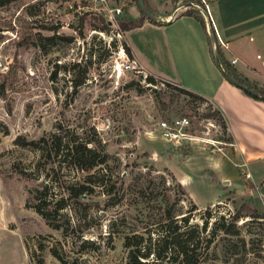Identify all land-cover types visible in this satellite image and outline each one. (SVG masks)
Here are the masks:
<instances>
[{
  "label": "rangeland",
  "instance_id": "374dc122",
  "mask_svg": "<svg viewBox=\"0 0 264 264\" xmlns=\"http://www.w3.org/2000/svg\"><path fill=\"white\" fill-rule=\"evenodd\" d=\"M189 1L173 0L172 7L181 3L184 10L195 8L204 18L197 6L186 5ZM193 1L204 6L202 0ZM133 2L137 4L136 0L0 3V56L5 64L0 68V264H36L40 256L46 264H64L53 253L54 245L93 264H126L125 234L144 231L160 217L162 196L169 194L170 203L178 188L171 175L178 179L176 172L182 171L196 202L206 203L223 192L219 201L210 203L214 236L206 259L198 264H264V202L253 184L246 181L236 190L203 165L213 148L223 153L229 142L217 117L206 115L212 107L173 81L159 76L150 81L145 77L148 71L124 65L120 49L126 29L118 19L132 17ZM174 14L175 9L159 18ZM104 21L109 28L100 26ZM208 30L211 49L214 41L221 49L213 27ZM83 74L84 80L76 85L74 76ZM179 114L189 116L190 136L168 140L159 120ZM61 125L94 138V144L109 152V163L103 167L76 175L61 173L62 180L70 181L82 180L88 173V178H105L65 208L60 220L69 224L67 229L53 226L28 204L30 189L44 183V169L34 171L38 151L33 145L15 141L19 134L38 138ZM226 169L237 171L229 164ZM242 201L256 214L238 209ZM182 202L190 205L188 195ZM204 207L198 206L191 219L199 221L198 211ZM234 213H238L236 225L230 218ZM223 222L238 231H225Z\"/></svg>",
  "mask_w": 264,
  "mask_h": 264
},
{
  "label": "crops",
  "instance_id": "0c3cea01",
  "mask_svg": "<svg viewBox=\"0 0 264 264\" xmlns=\"http://www.w3.org/2000/svg\"><path fill=\"white\" fill-rule=\"evenodd\" d=\"M146 1L159 17L174 9L175 14L159 20L145 17L140 25L126 29L133 56L147 71L202 93L221 110L231 138L223 153L213 148L203 165L216 170L229 187L251 182L256 196L264 202V99L247 93L224 74L223 64L211 51L208 27L194 14L185 13L183 4L172 7L173 0ZM205 1L216 35L224 41L220 44L224 57L229 62L234 57L231 66L264 86V0ZM130 6L131 16H138L139 5L133 2ZM228 164L237 171L228 172ZM176 175L186 187V173ZM222 195L203 204L191 197L204 206L219 201Z\"/></svg>",
  "mask_w": 264,
  "mask_h": 264
},
{
  "label": "trees",
  "instance_id": "16d2710c",
  "mask_svg": "<svg viewBox=\"0 0 264 264\" xmlns=\"http://www.w3.org/2000/svg\"><path fill=\"white\" fill-rule=\"evenodd\" d=\"M6 1L8 0H0V3ZM136 2L139 5L138 0ZM144 2L152 11L147 1L144 0ZM196 10L190 7L183 11L194 14L205 26L204 18ZM140 11L141 13L136 17L119 18L118 23L121 28L129 29L135 25H140L145 17L155 20L148 16L141 7ZM100 26L104 29L110 27L106 21ZM52 36V34L48 35V37ZM68 37L72 38V35H68ZM211 40V35H208L209 43H211ZM123 45L128 53L133 56L132 47L127 39ZM211 51L215 54L213 49ZM216 54L221 63H223L224 74L225 71L229 72L239 82L254 88L255 92L241 86L247 93L264 99V86L251 81L246 75L231 66V63L224 57L219 47H217ZM224 63L226 66H224ZM85 76L86 74H83L77 78L75 75L74 83L76 85L81 83ZM145 77L150 81L156 80V75L149 71ZM163 79L167 82H175L179 89L192 97L206 101L209 107H212L206 112V115L217 117L221 125L226 128L225 118L221 110L213 106L202 93L187 88L174 80ZM228 138H231L230 134H228ZM93 140L94 138L84 136L80 134V131L63 125L41 134L38 138L28 139L21 134L15 138L16 142L33 145L38 151L34 163V171L40 172L41 169H44L45 180L43 181L44 183L30 189V197L27 202L41 212L48 222L55 227L67 229L69 224L60 220L64 219L62 216L67 213L65 208L70 206L73 201L80 199L81 196L89 194L95 189L96 185L104 182L105 178L103 176L100 178H88L91 177L90 173L84 175L82 180L76 178L70 181L71 178L64 180L60 178L61 173L74 172L73 175H76L78 171L91 169L96 165L103 167V165L109 163V152L102 147L99 148L94 144ZM65 168L68 170L66 171ZM171 177L176 180L178 188L170 203L168 202L169 194L162 196L165 204L162 206L160 217L153 220L150 226H145L144 231H133L125 234V245L128 247L126 264H198L206 259L215 230V228L210 229V216L212 215L210 203L206 204L204 209L198 211L199 221L192 220L191 217L196 212L198 205L189 196L182 182L173 174ZM59 191L60 194H57ZM186 195L190 198V205L182 204V200ZM174 204H177L178 207H175ZM238 209L245 210L252 215L256 214L254 207L249 206L245 201L240 203ZM237 215L238 213H234L230 217L234 224L236 223ZM67 219L69 218L67 217ZM221 225H223L221 227L225 231H238L237 226L231 228V226L225 225L224 222ZM41 247H44V244H41ZM51 249L64 264H93L81 256L71 255L65 253V251L62 252L55 245L51 246ZM36 264H46L44 257L40 256Z\"/></svg>",
  "mask_w": 264,
  "mask_h": 264
},
{
  "label": "built area",
  "instance_id": "2783aa9c",
  "mask_svg": "<svg viewBox=\"0 0 264 264\" xmlns=\"http://www.w3.org/2000/svg\"><path fill=\"white\" fill-rule=\"evenodd\" d=\"M202 1L204 2V6H200V3L194 2L193 0L189 1L186 5L197 6L198 9L203 13L204 18L206 19L208 29L210 28V26H212L216 32L215 24H214L212 15L210 13L208 3L205 0H202ZM117 10L120 11L121 7L118 6ZM217 37H218L219 43L223 44L224 41L218 35ZM212 49L216 54L217 43L215 41L212 44ZM120 54L126 57V59L124 60V65L126 67L134 68L138 71H144V73L147 71L134 56L128 53L124 45L120 49ZM216 56L218 57L217 54ZM234 59H235L234 57L230 58V62H234ZM4 65H5L4 60L0 56V68H2ZM189 125H190V118L186 114H179V115L172 116L171 118H161L159 120V126L162 128L161 133L165 136L166 139L173 140V141H180L185 137H189L190 132L186 129L187 126Z\"/></svg>",
  "mask_w": 264,
  "mask_h": 264
},
{
  "label": "water",
  "instance_id": "95a60500",
  "mask_svg": "<svg viewBox=\"0 0 264 264\" xmlns=\"http://www.w3.org/2000/svg\"><path fill=\"white\" fill-rule=\"evenodd\" d=\"M138 3H139V6L145 10L146 14L152 18H154L155 20H159V16L157 14H154L145 4L144 0H138ZM216 59L218 60V57L216 56ZM225 75L232 81H234L236 84L244 87V88H247L249 89L250 91H254V88L253 87H250L249 85L247 84H244V83H241L239 82L237 79H235L229 72L225 71Z\"/></svg>",
  "mask_w": 264,
  "mask_h": 264
}]
</instances>
